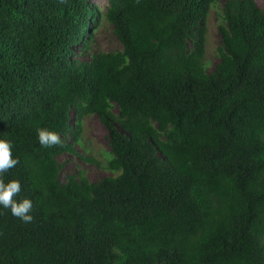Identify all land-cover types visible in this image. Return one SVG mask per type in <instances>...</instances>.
<instances>
[{
    "label": "trees",
    "instance_id": "obj_1",
    "mask_svg": "<svg viewBox=\"0 0 264 264\" xmlns=\"http://www.w3.org/2000/svg\"><path fill=\"white\" fill-rule=\"evenodd\" d=\"M98 17L120 47L71 56ZM90 114L109 150L78 157L110 173L60 180L56 156L76 153ZM0 139L18 160L0 178L33 205L30 222L0 205V264H264V6L0 0Z\"/></svg>",
    "mask_w": 264,
    "mask_h": 264
},
{
    "label": "rangeland",
    "instance_id": "obj_2",
    "mask_svg": "<svg viewBox=\"0 0 264 264\" xmlns=\"http://www.w3.org/2000/svg\"><path fill=\"white\" fill-rule=\"evenodd\" d=\"M257 6L263 7L264 0H253ZM91 6H95L99 11H103L106 0H88ZM219 5L222 0H217ZM216 9H209L205 17L204 38H203V61L206 69H211L218 59L217 47L219 46V32L216 24ZM91 28L84 36L82 44L87 48L83 49L81 42L75 43L70 47L71 56L78 59H89L90 55L97 51L114 50L120 47V43L115 38L111 30V24L98 17L97 22L93 19L88 23ZM115 112V106L112 108ZM72 121V119H71ZM106 130L95 114L86 115L81 121V132L78 141L74 143L76 153L61 152L56 159L61 164L58 172L60 180H64L68 173H75L77 169H82L83 174L89 180H96L110 171L96 166L92 162H86L78 157V154L90 156L102 163V155L109 150L106 138Z\"/></svg>",
    "mask_w": 264,
    "mask_h": 264
},
{
    "label": "clouds",
    "instance_id": "obj_3",
    "mask_svg": "<svg viewBox=\"0 0 264 264\" xmlns=\"http://www.w3.org/2000/svg\"><path fill=\"white\" fill-rule=\"evenodd\" d=\"M39 143L44 147H51L61 143L60 137L53 131L40 128L37 130ZM10 142L0 139V174L7 172L16 166L18 160L13 158ZM21 191V185L18 180L10 179L6 183L0 178V205L10 209L13 216L20 218L24 222H30L32 216L29 214L32 210V202L28 198L19 201L15 200Z\"/></svg>",
    "mask_w": 264,
    "mask_h": 264
}]
</instances>
